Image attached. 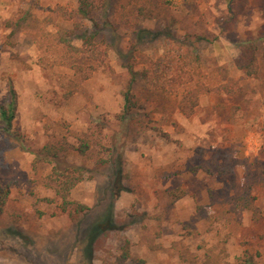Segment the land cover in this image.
I'll list each match as a JSON object with an SVG mask.
<instances>
[{
	"label": "rangeland",
	"instance_id": "374dc122",
	"mask_svg": "<svg viewBox=\"0 0 264 264\" xmlns=\"http://www.w3.org/2000/svg\"><path fill=\"white\" fill-rule=\"evenodd\" d=\"M114 3L115 10L126 6L113 17L119 30L97 38L113 45L111 70L90 72L58 32L72 33V45L80 46L74 37L92 30V21L66 20L57 11L76 10L77 0H0V106L12 90L17 100V137L0 130V183L11 190L0 219V264H116L126 245L131 257L124 264H264V0ZM140 7L158 19L138 20ZM170 22L179 40L211 38L196 41L207 65L201 81L219 83L216 66L226 65L241 88L232 96L204 91L186 117L181 91L151 96L141 82L131 119L122 121L129 77L119 51H133L138 70L172 57L165 37L138 41L135 33ZM246 44L259 67L252 77L240 68L250 60L242 58ZM82 134L91 139L90 154L69 152L65 160L84 174L70 198L90 210L72 221L49 184L54 163L39 160L38 151L49 138L76 147ZM244 193L260 209L259 221L239 206ZM108 220L115 229L88 252L90 233Z\"/></svg>",
	"mask_w": 264,
	"mask_h": 264
},
{
	"label": "trees",
	"instance_id": "16d2710c",
	"mask_svg": "<svg viewBox=\"0 0 264 264\" xmlns=\"http://www.w3.org/2000/svg\"><path fill=\"white\" fill-rule=\"evenodd\" d=\"M235 0H231L234 3ZM78 6L74 11H68L64 7H59L58 12L66 20H72L80 18L82 20H90L93 22L92 30H82L79 35L74 38H78L82 41L80 46L72 45L71 40L72 33L58 31L62 38V42L66 44V50L69 54L88 61L86 65L87 70L90 72H96L100 68L103 70H111L109 52L113 45L103 47V43L97 41L98 36L104 31V29L110 30L116 35L119 30V25H115L113 17L122 16L123 9L115 10L117 6L114 0H77ZM231 11H234L231 7ZM97 14H101V19L96 20ZM138 20L144 19L152 20L158 16L151 10L147 11L145 7H140L138 14ZM234 18L232 14L228 20L231 21ZM127 23L130 22L128 17H125ZM174 22L167 24L164 29L152 30L148 28H141L136 30L135 33L139 38L138 41L144 39H160L165 37L171 45V56L159 57L156 60H150L147 63V68L138 70L134 60L136 59L135 53L131 51V54H122L119 51V56L123 59L124 68L127 70L129 81L127 84V90L125 92V105L121 116L122 121H128L131 118L132 112L137 106L138 99L136 97L135 88L141 82L144 83L145 94L150 93L151 96H156L158 93L166 94L169 90L181 91L180 96V110L186 117H191L197 110L201 94L206 92H215L217 94L236 95L240 90L238 81L229 77L228 67L215 65L216 73L219 75L218 82L215 85H210L206 81H201V77H205L207 73V67L202 53L197 47L196 41L202 43L212 42L211 38L207 34H201L197 36L196 40L192 41V36L187 35L183 40L176 38L173 33L172 26ZM245 48L247 53L242 58H250L240 65L245 75L248 77L255 76L258 72V63L255 57H250V44H246ZM245 64V65H244ZM75 73L79 74L83 80L89 78V73H85L83 65H74ZM204 70V71H203ZM206 73V74H205ZM208 79V77H207ZM12 99L5 105L0 106V130L16 138L17 135L13 131V120L16 114L17 100L14 90L11 91ZM78 146L72 145L66 139L57 140L49 138L47 143L38 151V159L47 163H54L53 172L49 177V184L55 189L57 198L60 200V209L63 213L69 215L72 221H78L87 214L90 208L82 203L71 200L72 190L84 180V174L82 170L73 165L66 164V157L69 152H76L81 157H86L90 154L92 149L91 139L82 134L77 137ZM103 163V161H101ZM120 171V169H119ZM175 194V193H173ZM183 194L175 195V200L181 198ZM11 196L10 188L4 187L0 183V219L7 214V207ZM239 206H242L246 210L252 213L254 219L259 221L262 216L260 209L255 205L253 197L249 193H244L238 199ZM115 229L113 222L107 221V226L101 228L97 226L93 229L89 236V242L87 251L93 253V248L98 239L108 230ZM125 248L124 253L121 256L116 257V264H124L130 257L129 246ZM113 264V263H111ZM246 264H253L246 261Z\"/></svg>",
	"mask_w": 264,
	"mask_h": 264
}]
</instances>
